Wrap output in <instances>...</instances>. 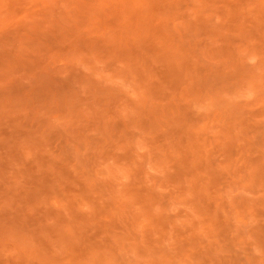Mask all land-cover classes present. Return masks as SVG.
Instances as JSON below:
<instances>
[{
    "label": "rangeland",
    "instance_id": "obj_1",
    "mask_svg": "<svg viewBox=\"0 0 264 264\" xmlns=\"http://www.w3.org/2000/svg\"><path fill=\"white\" fill-rule=\"evenodd\" d=\"M0 264H264V0H0Z\"/></svg>",
    "mask_w": 264,
    "mask_h": 264
}]
</instances>
